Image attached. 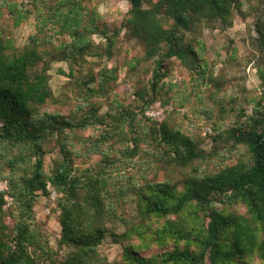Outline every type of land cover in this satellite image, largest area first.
Masks as SVG:
<instances>
[{"label": "trees", "instance_id": "1", "mask_svg": "<svg viewBox=\"0 0 264 264\" xmlns=\"http://www.w3.org/2000/svg\"><path fill=\"white\" fill-rule=\"evenodd\" d=\"M30 1L0 0V264H264V97L228 129L212 126L209 150L183 128L200 83L232 84L211 69L206 30L252 17L264 52V0H127L121 26L101 20L93 0ZM31 18L36 32L21 45L13 29ZM126 26L143 51L125 60L134 89L120 93V65L89 57L119 56ZM57 61L69 67L60 94L50 82ZM178 63L200 81L191 90L167 82ZM157 101L177 103L162 121L146 115ZM227 111L202 110L210 121ZM49 183L59 193L58 249L35 221ZM107 236L123 246L113 261L100 250Z\"/></svg>", "mask_w": 264, "mask_h": 264}, {"label": "rangeland", "instance_id": "2", "mask_svg": "<svg viewBox=\"0 0 264 264\" xmlns=\"http://www.w3.org/2000/svg\"><path fill=\"white\" fill-rule=\"evenodd\" d=\"M22 1V0H19ZM26 2V6L30 8L32 3L30 0H23ZM101 16V20L107 24L113 26H121L124 24V18L127 15L130 4L127 0H93ZM7 15V14H6ZM264 19V16H263ZM6 21L9 22L7 19ZM35 19L31 18L23 25L13 29V33L17 38L19 44H24L27 37L36 32ZM253 19L249 17L247 20H243L242 17L237 14V17L232 28L222 32L217 30H206V42L208 46L207 57L211 69L214 73L221 78L231 80V85L224 84L222 90L214 88L212 84H199L193 75L184 68L181 64H177L171 75L167 78V82H179L182 85H186L191 90L194 83H198L199 86L195 89V94L192 95L190 102L183 111L187 113L189 118H186L184 123L185 132L193 135H201L206 137L204 147L211 149L215 143L212 135L216 134V129H228L238 119V114L242 107L247 108L248 112H251V107L254 103H249L253 99L259 100L264 97V76L260 73L264 71V52L257 45V41L254 37L259 35L255 26H252ZM96 41H100V37L95 36ZM233 40V41H232ZM230 47V49H228ZM233 47L237 48V54L231 62H228L230 57V50ZM118 51L119 56H115L113 59H95L89 57L90 61H96L97 66L113 67L120 65V81L117 87V91L120 93H130L133 91V82H124L123 78L126 75L127 67L124 66L125 60L131 58L135 54H140L143 51V46L135 38L130 35L129 28L123 27L122 34L118 39ZM60 69L69 71L68 64L65 61H57L53 63V69L50 71V82L55 92L60 94L64 87L69 83V78L60 72ZM200 91L199 94H197ZM198 95V96H197ZM234 100L238 99L234 105ZM72 98L65 99L66 102L63 105L65 111L70 110L68 103ZM164 103V102H163ZM220 103L225 104L228 111L224 114V117L217 119L216 114L213 121H210L207 116L202 112L203 109L214 107L218 110ZM227 104V105H226ZM231 104L236 106V110L231 109ZM173 109L177 103L173 102ZM58 104H50L49 107L59 108ZM107 107L104 108V110ZM222 145L224 143H221ZM220 147H229V146ZM60 159L59 150L56 149L52 153L46 155V170L51 171L55 163ZM158 169V168H157ZM158 173V170H155ZM166 176L167 174L163 172ZM160 179L163 178V174H160ZM0 182L7 183V180L0 179ZM51 185V184H50ZM51 188L53 189L52 185ZM130 208V207H129ZM59 209L57 204V198H51V196L39 195L35 205V221L38 229L44 239L48 240L53 248L58 249V240L61 236V224L59 221ZM122 228L120 231H123ZM100 250L103 254L109 257L110 261L116 259L120 252L123 250L122 244L113 241L112 237L107 236L102 243ZM66 252L65 249H60V254Z\"/></svg>", "mask_w": 264, "mask_h": 264}, {"label": "built area", "instance_id": "3", "mask_svg": "<svg viewBox=\"0 0 264 264\" xmlns=\"http://www.w3.org/2000/svg\"><path fill=\"white\" fill-rule=\"evenodd\" d=\"M173 110V105L170 103H163L161 101H157L146 111V115L154 120L162 121L166 115ZM48 188L51 190V198H58L59 193L53 188L49 183ZM8 190L7 183L0 182V192H5Z\"/></svg>", "mask_w": 264, "mask_h": 264}]
</instances>
